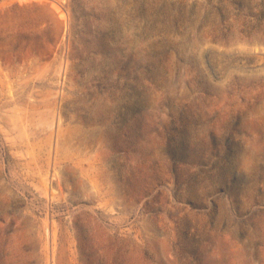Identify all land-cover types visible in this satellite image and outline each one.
Segmentation results:
<instances>
[{"label": "rangeland", "instance_id": "obj_1", "mask_svg": "<svg viewBox=\"0 0 264 264\" xmlns=\"http://www.w3.org/2000/svg\"><path fill=\"white\" fill-rule=\"evenodd\" d=\"M0 264H264V0H0Z\"/></svg>", "mask_w": 264, "mask_h": 264}]
</instances>
